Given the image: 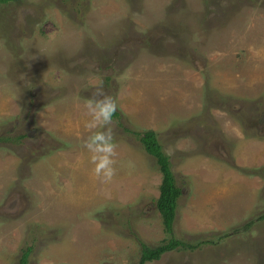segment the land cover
<instances>
[{
	"label": "rangeland",
	"instance_id": "374dc122",
	"mask_svg": "<svg viewBox=\"0 0 264 264\" xmlns=\"http://www.w3.org/2000/svg\"><path fill=\"white\" fill-rule=\"evenodd\" d=\"M0 139V264H264V0L0 3Z\"/></svg>",
	"mask_w": 264,
	"mask_h": 264
},
{
	"label": "trees",
	"instance_id": "16d2710c",
	"mask_svg": "<svg viewBox=\"0 0 264 264\" xmlns=\"http://www.w3.org/2000/svg\"><path fill=\"white\" fill-rule=\"evenodd\" d=\"M10 1L14 0H0V3H8ZM115 116H118L117 111L112 113V117ZM128 131H130V129H128ZM131 132L140 140L145 150L156 158L163 172V180L160 186V196L157 199L156 205L163 217L165 230L169 235H171L174 220L177 217L179 197L182 194V191L181 188L175 184L174 175L170 167L171 163L169 161V157L164 153L162 144L160 143L155 130L148 129L140 132L132 130ZM1 139L5 141L11 140L10 138L6 137ZM263 218L264 214L260 217V219L262 220ZM253 223L254 221L247 223L244 226V229H249ZM140 242L141 257L139 264H147L148 262L161 259V257L167 252L178 249L195 250L202 244H207L212 241L204 240L202 243L192 244L171 236L169 239L163 240V242L157 246H149L145 242ZM30 251L31 247L23 252L19 261L20 264H29L28 256Z\"/></svg>",
	"mask_w": 264,
	"mask_h": 264
},
{
	"label": "clouds",
	"instance_id": "9594fccd",
	"mask_svg": "<svg viewBox=\"0 0 264 264\" xmlns=\"http://www.w3.org/2000/svg\"><path fill=\"white\" fill-rule=\"evenodd\" d=\"M115 103H109L103 106L102 113L106 119H111L112 113L115 111ZM111 176V174H109Z\"/></svg>",
	"mask_w": 264,
	"mask_h": 264
}]
</instances>
